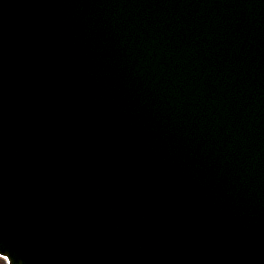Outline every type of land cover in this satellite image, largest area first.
Returning a JSON list of instances; mask_svg holds the SVG:
<instances>
[{"label": "water", "instance_id": "95a60500", "mask_svg": "<svg viewBox=\"0 0 264 264\" xmlns=\"http://www.w3.org/2000/svg\"><path fill=\"white\" fill-rule=\"evenodd\" d=\"M0 253L264 264V0H0Z\"/></svg>", "mask_w": 264, "mask_h": 264}, {"label": "bare ground", "instance_id": "6f19581e", "mask_svg": "<svg viewBox=\"0 0 264 264\" xmlns=\"http://www.w3.org/2000/svg\"><path fill=\"white\" fill-rule=\"evenodd\" d=\"M29 181H32V180L29 179ZM33 181H34V180H33ZM128 182H129V180H128ZM129 183H130V182H129ZM126 184H127V183H126ZM127 186H128V185H127ZM129 196H131V195L129 194ZM130 201L132 202V201H134V199H130ZM158 216H159V218H163V215H162V214H159Z\"/></svg>", "mask_w": 264, "mask_h": 264}, {"label": "rangeland", "instance_id": "374dc122", "mask_svg": "<svg viewBox=\"0 0 264 264\" xmlns=\"http://www.w3.org/2000/svg\"><path fill=\"white\" fill-rule=\"evenodd\" d=\"M0 264H6L2 258H0Z\"/></svg>", "mask_w": 264, "mask_h": 264}, {"label": "snow or ice", "instance_id": "6c2138e0", "mask_svg": "<svg viewBox=\"0 0 264 264\" xmlns=\"http://www.w3.org/2000/svg\"><path fill=\"white\" fill-rule=\"evenodd\" d=\"M0 255H3V254L0 253ZM3 256H4V258H5L6 260H9L8 256H6V255H3Z\"/></svg>", "mask_w": 264, "mask_h": 264}]
</instances>
